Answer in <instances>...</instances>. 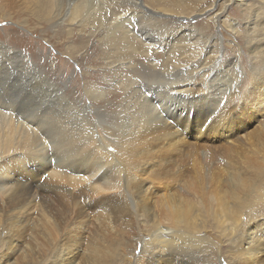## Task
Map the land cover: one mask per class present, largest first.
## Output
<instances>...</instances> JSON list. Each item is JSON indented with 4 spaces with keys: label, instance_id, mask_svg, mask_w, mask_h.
<instances>
[{
    "label": "bare ground",
    "instance_id": "1",
    "mask_svg": "<svg viewBox=\"0 0 264 264\" xmlns=\"http://www.w3.org/2000/svg\"><path fill=\"white\" fill-rule=\"evenodd\" d=\"M146 1L147 5L140 0L20 4L36 19L53 20L80 33L87 27L89 37L100 31L96 41L104 46V68L115 72L111 86H118L119 101L103 119L89 111L106 88L87 85L81 87V95L90 100L88 105L77 99L66 100L64 110L49 104L52 114L58 111L55 118L46 116L41 105L30 104L29 109L26 88L38 90L41 83L19 80L30 63L12 74L10 53L0 48V264H114L117 255L122 264H219L221 240L210 248L205 235L194 232L208 218L229 230L228 264H264V213L238 218L243 198L254 193L249 181L253 171H240L227 157L238 140L244 141L242 131L257 117L264 118V47L253 35L263 34L258 26L264 25L259 16L264 0H257L259 5L249 11L246 26L251 32L245 36L250 54L261 55L263 61L258 59L252 73L249 70L250 87L239 101L234 98L241 66L237 56L233 63L223 55L220 35L226 30L209 33L182 24L180 18L192 19L193 9L177 13L166 0ZM247 1H221L219 7L213 2L201 7L198 16L206 14L208 26L223 30L226 6H245ZM185 2L176 4L185 9ZM228 27L234 40L237 23ZM211 60L222 67L212 69ZM231 67L238 77L225 92L220 74L230 73L226 71ZM79 74L85 83L91 73ZM178 124L191 127L192 137L204 130L207 139L222 138L224 157L220 150L207 148L205 140L187 138ZM107 139L119 151L111 152ZM190 169L192 174L186 175ZM154 185L162 189L157 199ZM141 214L154 225L145 238L135 223Z\"/></svg>",
    "mask_w": 264,
    "mask_h": 264
},
{
    "label": "rangeland",
    "instance_id": "2",
    "mask_svg": "<svg viewBox=\"0 0 264 264\" xmlns=\"http://www.w3.org/2000/svg\"><path fill=\"white\" fill-rule=\"evenodd\" d=\"M140 1L145 2V4L147 5L146 0H140ZM225 1H227V0H225ZM23 2H24V0H0V46H1L0 48H4V49L8 50V52L10 53L8 57L10 60L9 61L10 66H12V68H13L12 74L14 72L18 71L19 69H21L22 67L28 66L27 64L30 63L28 66L29 68L31 67L30 70H27L26 72H24L25 74L23 73L24 75L19 77V80H22L26 83H28L30 81H33L36 83H41L38 86V90H32L34 92L29 91V89L26 88L27 91H25V94H24V100H26L25 104L27 103L26 106L30 109L31 105H33V104L34 105H37V104L41 105V106H43V108H45L44 112H45V115L47 114L46 116L55 118L58 115L57 114L58 111L54 110V113L52 114L53 109L51 108V112H50V107H49L50 105L49 104H51V106H57L58 105V107L60 106L59 109L64 110L65 106L63 104L66 103V100H68V101L70 100L71 102H73L71 99H74V100L77 99V102L79 100L80 101H86V104L88 105L90 100L89 99L84 100L83 95H81L82 88L84 90V88L87 87V85H88L87 88H94L95 86H99L101 88H106V89H105L103 95L96 97V101H95V99H93V106L90 108L89 112L97 111L98 114L103 119H105L106 114L109 111H111L112 109H114L115 104L119 101L118 100L119 88H118V86L115 85V87L117 88V90H115L111 86V83H114L115 72L111 73L110 71H107L104 68V62H105V58H106V56L103 52L104 46L101 43L96 41V39L99 36H102L100 31L99 32L96 31L95 35H93L92 37H89L86 33L87 27L85 28L84 32L80 33L78 31V28H75L74 30L73 29L70 30V29H67V27H65L63 24L55 25L52 22L53 20H45L46 18L41 19V20L36 19L31 14L24 11V9L22 8V5L24 4ZM165 2L169 5V7H171L177 13H180L181 11H183L184 13L192 12V9H193L194 12L192 13L193 14L192 19L189 18V19L185 20L184 18H180V23H182V24L186 23L189 25H193L194 28L205 29L209 33L216 31V30L218 33H221L224 30H226V32H224L223 35L222 34L220 35L221 39H224V41H223L224 42L223 43L224 44L223 45L224 46L223 47V55L225 57L232 58L233 63H234V60L237 56L236 60L238 61L239 65L241 66V69L238 70L239 71L238 73L240 74V76H239L240 80H238L237 90H236L237 94L234 98L235 100L239 101L243 97V95L245 94V91L247 89H249L248 87H250V82H251L250 77H251V75H252L251 73L253 71L252 68L254 67V65L257 64L256 61L258 59L259 60H260V58L262 59L261 55L256 54L255 52H254V55L250 54V49L247 48L246 38H245L246 33L251 32V28H250V31L247 29L246 19L248 18L249 11L254 10L253 8L256 9V7L259 5L257 0H255L254 3H252L251 1H247V2H249V4L245 5L246 9H245L244 5H242V6L237 5L236 4L237 2L229 3L226 6L225 12L223 13V17L221 19V22H222L221 24L224 26L223 30H222L221 26L218 27L214 24H212V26H208L207 23H210L211 21L207 22L209 19H208L206 14L198 16V14L201 13V12H199L201 7H203L205 5H210L213 2H214L213 4L216 5V7L217 6L219 7L221 3H224L223 0H206V1L205 0H182V2H185V5L187 7L185 9L181 8L179 5L176 4L178 2V0H169V1L166 0ZM198 3H200V5H198ZM20 4H22V5H20ZM255 4H256V6H255ZM214 5H212V6H214ZM152 8L154 9L153 6H152ZM262 9H264V6H261V9H259L260 10L259 12H261L259 14V16L261 18L264 17V10H262ZM107 12H109V11H107ZM252 13H253V11H252ZM106 14H108V13H106ZM173 14H175V13H173ZM175 15L179 16L180 14H175ZM63 18L64 17H61V19H59V22H61ZM176 19H178V18H176ZM232 21L237 23V28H238V32L233 35V37L235 36L234 40L229 36L230 31H229V27H228V25H230L232 23ZM262 25H263V23L261 25H259L258 27L261 26L264 29V25L263 26ZM168 26L171 27L170 28V31H171L173 29L172 23H170ZM250 26L252 27L253 25L251 24ZM194 28H192L193 31H194ZM69 31H70V33H68ZM79 33L81 34V36L78 35ZM262 33H263L262 35H258V32H255L253 35L255 36V38H260L261 41L259 40V42L262 44L261 47H264V30L262 31ZM92 40H94V41L92 42ZM68 53H70L71 55H69ZM246 53H249V54H246ZM16 54L18 55V57ZM158 54H159V56L157 55V58L160 57L159 59L161 60L163 55L160 51L158 52ZM10 55H12V57ZM256 55H258V56H256ZM72 56L83 57V58H81L80 61H76L75 59H73ZM103 57H104V59H103ZM17 58H18V60H17ZM212 61L213 60H211V63H210L212 65V66H210V67H212V69L217 70L218 68L222 67V64L217 65L216 62L214 63V61L213 62ZM262 61H263V59H262ZM261 63L262 62H260V64ZM16 64H17V67H16ZM216 65H217V67H216ZM32 68H34L33 71H31ZM88 68H90V69H88ZM82 70H86V71L91 73L86 78L87 81H85V83H84L85 78L83 79L81 77V75L79 74ZM230 70H231V72H230ZM249 70L251 71V73ZM73 72L77 76H75L73 74ZM226 72H230V73H221L220 74L222 77V80H223V83L221 86L222 88H220V89H222V91H225V92L228 91L229 89H231V86H233V83L236 82V77H238V75H236L237 72L232 70V67L229 69V71H226ZM232 72H234V74ZM241 72H242V74H241ZM32 73H35L36 75L35 74L33 75ZM232 76H233V78H232ZM52 82L54 83V85H50L51 86V89H50V86L48 84L52 83ZM86 82H88V83H86ZM53 86H54V88H52ZM227 86H228V89H227ZM40 87H42V88H40ZM45 87H49L50 90H47ZM56 90H57V92H56ZM41 92L44 93L43 95H45V96H42V94H40ZM57 94L61 95V97H60V95H58L60 98V99L59 98L58 99L60 101L63 98L62 102H60L59 100L56 101V99L58 97ZM153 96H155V95H153ZM65 97H66V99H65ZM48 98L51 99L52 101H49ZM105 100H107V101H105ZM22 105H23V103L18 102V106H22ZM45 105H47V107H45ZM53 115H55V116H53ZM177 118H179V120H181L182 117L178 116ZM261 118H262V120H261ZM94 123L97 126L98 122H94ZM253 125H254V127H253ZM182 126L183 125H179V127H181V132L187 138H194V139H196V141L205 140L207 143V144L206 143L205 144L207 146L205 144L203 146H206L207 148L209 147L211 149L220 150L221 157L222 156L224 157L223 153H221V152H223L222 148H221L222 142L220 141V139H222V138H219V139L209 138V139H207L206 135L204 134V130H203V133L200 134L199 136L192 137L191 127H182ZM263 126H264V118L261 116L259 118L257 117L254 122H251V124L248 125V127L244 131H242L243 138L245 137L243 139L244 141L241 142L240 140H238V143H237L238 146L227 152V153H230V154H227V157L230 159V162H232L233 165L235 162V165H234L235 168H237V167L239 168V166H240V171L243 169V170H248V173L253 171L252 174H255L254 175L255 177L252 176V174L249 175V181H250V184L253 186V192L254 193H251L250 196H246L243 198L242 202L244 205L241 208V210H238V218H240V221L242 220V218L251 219V218H253L259 214L264 213V171L262 172V170H264V133H263L264 127ZM250 127H252V128H250ZM256 128H257V130H256ZM105 142L107 144V148L111 152L116 153V151H119L120 148L116 147L117 146L116 144L110 143L108 141V139L105 140ZM214 145H216V147ZM219 145H220V149H218ZM242 152H244V153L246 152L245 155ZM249 154H251V155H249ZM242 155H244V156L249 155V156L243 157ZM250 156H252V157H250ZM242 158H244V159H242ZM241 160H244L246 163L241 161ZM249 160L253 164L250 163ZM236 162H239L238 163L239 165ZM240 163H241V165H240ZM251 164H252V166H254L253 168L255 170L249 169V167H251L250 166ZM257 164L259 166H257ZM187 172L189 174H192L191 169H190V171L185 172L186 175L188 174ZM233 172H234V170H233ZM258 174H259V176H258ZM252 178H253V180H251ZM152 189H153V191L157 190L159 192V193H157V191L153 192V194L157 193L156 195H153V199L154 198L157 199L158 196L160 197V195L162 194V189H160L158 185H154L152 187ZM160 192H161V194H160ZM202 212L203 211H201V213ZM246 215H248V217H246ZM200 216L202 217V214H200ZM146 217H147L146 215L143 216L142 214L135 216V223L139 227V229L141 230L140 232L142 233L143 238H145V236H148V234L150 235V233H151L150 231H152L153 227H154L152 222L149 221V219ZM240 221L238 219V222H240ZM138 222L141 223L142 226ZM215 223L216 222H213L210 218H208V220L204 223V225H202L203 227L200 228V231L194 230V232L195 233L197 232V234H200V235H205V238H207L210 248H212V245H214V244L217 245V240H221L219 243L220 244L219 249L221 252V256L219 255V253H217L216 255L221 257V259L219 257V264H220V262H221V264H228L229 258H228L227 248L229 246L228 244H230L229 233H228L229 230L228 229L223 230L224 228H221L220 225H218V223H216V224ZM38 227L39 226H37V230L35 232V238L37 240L39 239V233H40L38 231V230H40V229H38ZM0 230H2V229H0ZM3 231H5V230H3ZM28 233H29V231H28ZM1 234H3V232ZM258 234H261V232L259 231ZM30 241H32V240H30ZM140 244L141 243H139V245L137 246L138 248L136 247L135 252H139V250L141 248ZM29 245H31V242L29 243ZM34 252H36V251H34ZM209 258H210V255L208 254L207 259H209ZM118 259H119V256L117 255L115 258L116 263L114 262V264H119V263L122 264L120 261L118 263ZM176 264H179V262H177Z\"/></svg>",
    "mask_w": 264,
    "mask_h": 264
}]
</instances>
